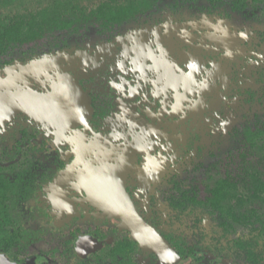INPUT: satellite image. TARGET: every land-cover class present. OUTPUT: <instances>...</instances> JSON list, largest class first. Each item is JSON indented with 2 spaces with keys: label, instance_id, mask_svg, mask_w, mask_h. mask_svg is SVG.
<instances>
[{
  "label": "flooded vegetation",
  "instance_id": "obj_1",
  "mask_svg": "<svg viewBox=\"0 0 264 264\" xmlns=\"http://www.w3.org/2000/svg\"><path fill=\"white\" fill-rule=\"evenodd\" d=\"M137 12L113 34L100 27L48 39L43 50L14 48L19 60H36L30 68H7L16 58L0 54V264H213L225 254L222 239L246 247L206 221L214 188L196 191L202 182L186 177L204 167L236 97L258 86L264 0L149 3ZM51 53L61 58L38 67ZM58 75L86 100L84 124L13 108L22 95L37 106V94L53 106ZM115 183L123 195L112 198L132 207L134 232L105 205L102 186Z\"/></svg>",
  "mask_w": 264,
  "mask_h": 264
},
{
  "label": "rangeland",
  "instance_id": "obj_2",
  "mask_svg": "<svg viewBox=\"0 0 264 264\" xmlns=\"http://www.w3.org/2000/svg\"><path fill=\"white\" fill-rule=\"evenodd\" d=\"M129 1L136 2L137 0H13L10 5L0 8V15L36 13L43 8L52 9L56 4H58V8L64 9L67 5L66 2L76 5L77 8H82L84 11H89L101 2L113 7L124 5ZM140 1L167 7L168 4L182 5L185 2L198 3L200 0ZM218 1L222 5L223 2L232 4L233 0ZM64 3L66 4L63 7ZM199 6L202 7L203 5L199 4ZM137 13L139 12L135 14ZM88 20L90 22L78 23L81 28L77 31V35L84 31L87 32V35H92L91 33H96V29L99 30L100 22L96 18L94 19L93 15ZM109 26L112 27L105 32L103 31V34H113L121 28V26L115 24ZM52 33L56 34L55 32ZM53 34H45L36 43H29V46L35 45L42 49L45 46L44 41L48 39L56 44L62 34ZM72 35L74 34H66L65 37H72ZM55 36H58L57 39L53 38ZM70 42L71 39H69ZM18 54V50L12 49L11 55L16 59L11 65L7 64L6 67L16 64L21 67L36 61H21L17 58ZM50 56H53V54L42 55L41 60L43 61ZM12 57L6 56L10 59ZM262 60H264V57H262ZM260 63L262 65V71L260 72L262 75L258 73V86L252 92H248L246 96L236 97L237 100H234L233 106L228 108L229 111L227 110L226 119L217 127L216 133L208 145L209 149L204 150V167L193 170L186 177L189 178L194 175V179L199 183L202 182L203 185H194L196 191L201 190L205 185L210 190L215 189L223 179L230 182L231 176L235 177L234 183H229L230 185H227L224 189L225 196L220 200V206L213 207L209 204L205 206L206 208L203 211L205 212L206 221L210 222V226L213 224L223 234L229 230H232L234 235L240 234L246 247L238 250V247L231 245L226 238L222 239L221 247L223 248L221 250L225 254L223 256L217 254L221 259L213 264H228L229 262L235 264H264V63ZM260 65L258 63V69ZM252 73L253 71L250 72V74ZM246 150L250 154L249 160L242 161L241 156H235L237 153H241V151L244 153ZM243 153L241 154L243 155ZM208 155L209 160H207ZM195 190L192 193H189L191 192L189 190V192L184 193L186 196L195 195ZM185 202V205L188 206L187 201ZM163 207H166L165 204L160 203L157 205V209L161 208L162 210ZM232 217L235 219L234 223H232ZM234 240L236 239L234 238L232 241ZM223 243H226V245Z\"/></svg>",
  "mask_w": 264,
  "mask_h": 264
},
{
  "label": "trees",
  "instance_id": "obj_3",
  "mask_svg": "<svg viewBox=\"0 0 264 264\" xmlns=\"http://www.w3.org/2000/svg\"><path fill=\"white\" fill-rule=\"evenodd\" d=\"M13 0H0V8L6 7ZM67 5L65 6V4ZM63 4L65 8H58V4L53 8H43L36 13L27 14H10L0 15V54L8 50H12L19 45H28L42 38L45 34L57 35L61 33L62 37L66 34H76L81 26L78 23L89 21L92 15L93 18L100 22V27L107 28L109 25L121 23L127 20L133 13H136L139 8L149 4L147 1H129L124 5L108 6L101 2L94 9L84 11L82 8H77L69 2ZM53 34V35H56ZM58 36L53 38L57 39ZM50 38V37H46ZM264 126V124H263ZM246 152V153H245ZM240 155L241 160H249L250 154L246 150ZM226 180L223 179L212 192V204L219 207L220 200L224 198L223 193L226 185Z\"/></svg>",
  "mask_w": 264,
  "mask_h": 264
},
{
  "label": "water",
  "instance_id": "obj_4",
  "mask_svg": "<svg viewBox=\"0 0 264 264\" xmlns=\"http://www.w3.org/2000/svg\"><path fill=\"white\" fill-rule=\"evenodd\" d=\"M58 58H61V57L60 56H56V57L52 56V57H49L47 59H44L43 61L40 60L38 67L48 68V67H46V64L52 65L55 63L56 59L58 60ZM33 64L34 63H29V64H27L25 66H21V67L30 68V67H32ZM54 66L58 67V65H54ZM19 67H20L19 64H16L13 66H7V68H13V69H16ZM51 67L52 66H50V68ZM62 78H64V79H62ZM64 80H66L67 83H63ZM65 86L68 88H66ZM69 88H71V89H69ZM53 93H54V100H55V104L53 106L49 105V97L48 96H38V94H37L36 96L39 99V102H37V106H35L36 103H34L37 100L33 101V99H30L31 101L29 102V101H27L28 98H23L20 101L21 97H17L19 102L17 104H15L16 105L15 107H13V105H12V107L15 109V108L20 106L22 111H27L28 113H31V114L40 115L44 119H46L47 121L50 118H51V120H53L52 116L54 114V116L56 118L55 123H56V125H60V126H62V125L74 126L77 124L78 125L84 124L86 122V112L88 110V105H87L84 97L81 96L78 85H75L73 83V81L70 78H68L66 75H58V79L56 80V83H55L54 88H53ZM8 114H9V112H8ZM59 116H64V118H66V121H59ZM115 185H118V187H111L110 188L108 185L102 186V188H103L102 189V195L105 198V205L113 208L116 211L119 224L122 225V227L128 228L134 232V226H136V222L133 221L132 217L129 216V213H128L129 208H130V210H132V207L126 206V204H124V203L119 204L120 202L118 200L120 199V196L123 195V191H122L121 186H119V184L115 183ZM116 196L119 197V199L112 198V197H116ZM118 204L121 207L118 208ZM157 246L160 247V249H161V250L158 249V252L162 253V251H164V248H165L163 243H159ZM167 254L168 255L166 256V261L168 262L169 260L172 259V257L170 256V254L168 252H167ZM170 262H172V261H170Z\"/></svg>",
  "mask_w": 264,
  "mask_h": 264
},
{
  "label": "bare ground",
  "instance_id": "obj_5",
  "mask_svg": "<svg viewBox=\"0 0 264 264\" xmlns=\"http://www.w3.org/2000/svg\"><path fill=\"white\" fill-rule=\"evenodd\" d=\"M51 66H53V64L51 65ZM53 69V68H52ZM30 95L28 96V97H31L32 96V94L31 93H29ZM24 97H23V95H22V97L20 98V101H21V99H23ZM25 98H27V97H25ZM32 98V97H31ZM16 102H19V100L17 99V100H15ZM1 106H6V105H1Z\"/></svg>",
  "mask_w": 264,
  "mask_h": 264
}]
</instances>
